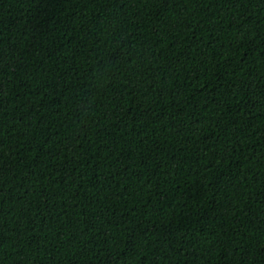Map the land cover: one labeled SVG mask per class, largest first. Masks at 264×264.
<instances>
[{"label":"trees","instance_id":"obj_1","mask_svg":"<svg viewBox=\"0 0 264 264\" xmlns=\"http://www.w3.org/2000/svg\"><path fill=\"white\" fill-rule=\"evenodd\" d=\"M0 264H264V0H0Z\"/></svg>","mask_w":264,"mask_h":264}]
</instances>
